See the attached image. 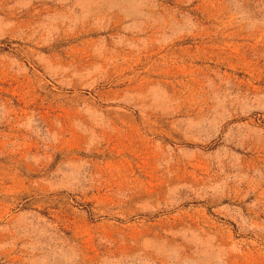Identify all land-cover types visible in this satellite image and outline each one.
I'll return each instance as SVG.
<instances>
[{
	"label": "rangeland",
	"instance_id": "1",
	"mask_svg": "<svg viewBox=\"0 0 264 264\" xmlns=\"http://www.w3.org/2000/svg\"><path fill=\"white\" fill-rule=\"evenodd\" d=\"M0 264H264V0H0Z\"/></svg>",
	"mask_w": 264,
	"mask_h": 264
}]
</instances>
